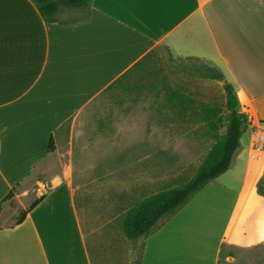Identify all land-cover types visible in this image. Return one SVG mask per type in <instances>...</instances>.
Listing matches in <instances>:
<instances>
[{
	"label": "crops",
	"instance_id": "1",
	"mask_svg": "<svg viewBox=\"0 0 264 264\" xmlns=\"http://www.w3.org/2000/svg\"><path fill=\"white\" fill-rule=\"evenodd\" d=\"M72 15L48 24L32 0H0V264H114V247L109 260L100 255L80 220L74 130L86 124L102 95L131 91L151 75L156 50L217 67L251 127L264 126V0H92ZM164 87L166 81L154 86L153 95L174 113ZM247 157L240 189L206 186L200 202L191 201L148 238H125L133 247L124 264H221L234 257L225 247L260 242L261 216L258 238L245 243L252 230L244 218L248 204L257 197L259 210L250 216L264 213L257 181L248 185L256 171ZM37 171L43 180L24 203L30 198L24 183Z\"/></svg>",
	"mask_w": 264,
	"mask_h": 264
},
{
	"label": "rangeland",
	"instance_id": "2",
	"mask_svg": "<svg viewBox=\"0 0 264 264\" xmlns=\"http://www.w3.org/2000/svg\"><path fill=\"white\" fill-rule=\"evenodd\" d=\"M73 11L77 10H63L58 15L59 21L69 22ZM150 65L153 73L144 74L131 84V91H111L98 98L86 124L74 130V186L80 220L88 241L100 255L109 260L114 247V264H124V253L133 247L121 231L123 213L134 201L156 193L162 186L178 185L189 179L212 143L204 134V124L185 123L163 108L164 102L154 97L153 87H161L166 81L168 87L180 89L198 103L222 105L225 102L223 82L206 80L198 74L199 67L210 64L177 60L158 49ZM66 127L68 130L69 125ZM63 146L65 152L66 145ZM248 152L249 170L256 171V175L247 178L248 185L252 186L264 171V126L251 127L249 123L231 168L207 187L227 185L240 189ZM52 164L58 169L62 163L55 159ZM40 179L43 180V175L37 171L26 180L23 187L30 190V198L24 203L32 202ZM254 193H257L256 186ZM198 195L192 201L200 202L202 198H197ZM204 196L210 195L204 193L201 197ZM257 199L248 204L244 217L246 226L252 229L245 241L248 244L258 238L255 223L264 218V213L259 212L250 216L251 209L259 210ZM224 203L227 207L230 201ZM5 220L9 218L5 216L2 221ZM223 251L232 252L234 257L222 258L221 264H264V234L254 245L227 246Z\"/></svg>",
	"mask_w": 264,
	"mask_h": 264
},
{
	"label": "trees",
	"instance_id": "3",
	"mask_svg": "<svg viewBox=\"0 0 264 264\" xmlns=\"http://www.w3.org/2000/svg\"><path fill=\"white\" fill-rule=\"evenodd\" d=\"M32 1L48 24H62L58 19V15L63 10H87L92 0ZM186 60L200 61L195 58H187ZM197 70L199 76L203 79L221 82L225 80L217 67L206 65L199 67ZM111 87H114V84ZM164 89L166 91V102L171 105L170 110H174L175 115L185 123L195 121L204 124V134L212 140V143L204 160L189 179L178 185L172 183L162 186L156 193L134 201L123 213L120 222L121 231L126 239L133 242L146 239L159 230L187 206L208 184L231 168L234 155L241 148L243 128L245 125H249L245 113L240 112L241 106L238 97L233 86L229 83L223 85L225 102L222 105L198 103L191 95L181 90L170 89L169 87H164ZM48 150L50 152L54 150L53 141L50 142ZM256 192L259 196L264 197V171L256 182ZM13 196L14 191H11L3 201H8ZM41 199L33 202L27 210L21 213L17 224L23 222L27 213Z\"/></svg>",
	"mask_w": 264,
	"mask_h": 264
},
{
	"label": "water",
	"instance_id": "4",
	"mask_svg": "<svg viewBox=\"0 0 264 264\" xmlns=\"http://www.w3.org/2000/svg\"><path fill=\"white\" fill-rule=\"evenodd\" d=\"M223 84H227V81H226V80L223 81ZM247 127H248L247 125L244 126V128H243V132L246 131Z\"/></svg>",
	"mask_w": 264,
	"mask_h": 264
}]
</instances>
